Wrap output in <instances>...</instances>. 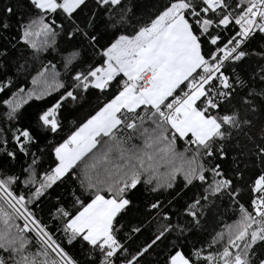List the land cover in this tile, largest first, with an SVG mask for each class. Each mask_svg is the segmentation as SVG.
I'll return each mask as SVG.
<instances>
[{"label":"snow or ice","instance_id":"6c2138e0","mask_svg":"<svg viewBox=\"0 0 264 264\" xmlns=\"http://www.w3.org/2000/svg\"><path fill=\"white\" fill-rule=\"evenodd\" d=\"M0 264H264V0L0 6Z\"/></svg>","mask_w":264,"mask_h":264},{"label":"trees","instance_id":"16d2710c","mask_svg":"<svg viewBox=\"0 0 264 264\" xmlns=\"http://www.w3.org/2000/svg\"><path fill=\"white\" fill-rule=\"evenodd\" d=\"M9 0H0V6H2L3 4L5 3H8ZM65 44L63 41H61V47H64ZM87 58V57H86ZM87 107V106H86ZM34 111V108H29L28 109V112L31 113ZM77 114L79 115H83V111L82 110H78ZM17 169H19V165H16ZM156 194H153V193H146L144 191V189L141 187V190L140 192L136 193V202L137 203H140L141 205H143V202L146 201V200H151L152 198L155 197ZM191 193L188 192L185 194V196L183 197V199H187L188 196H190ZM166 197H168V194L165 193L163 196H161L160 198L161 199H165ZM170 198V197H169ZM181 203H182V200H181ZM220 212L223 213V216L220 217V219L224 222V223H231L232 222V219H235L234 216H232V212L228 209H226L225 207H221L220 209ZM41 215H43L45 217V219H48V216H47V209L45 210V212L41 213ZM231 217V218H230ZM54 223V222H53ZM214 227H217V225L210 221L209 224L207 225V228H208V231L211 232L212 229ZM71 251V248L69 249Z\"/></svg>","mask_w":264,"mask_h":264}]
</instances>
